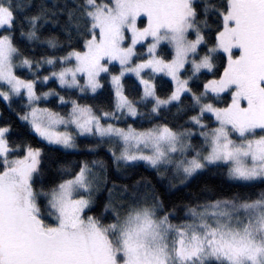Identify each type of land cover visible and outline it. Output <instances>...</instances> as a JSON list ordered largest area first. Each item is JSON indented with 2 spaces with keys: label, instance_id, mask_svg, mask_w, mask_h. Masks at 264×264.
<instances>
[{
  "label": "snow or ice",
  "instance_id": "obj_1",
  "mask_svg": "<svg viewBox=\"0 0 264 264\" xmlns=\"http://www.w3.org/2000/svg\"><path fill=\"white\" fill-rule=\"evenodd\" d=\"M0 104V264H264V0H0Z\"/></svg>",
  "mask_w": 264,
  "mask_h": 264
},
{
  "label": "trees",
  "instance_id": "obj_2",
  "mask_svg": "<svg viewBox=\"0 0 264 264\" xmlns=\"http://www.w3.org/2000/svg\"><path fill=\"white\" fill-rule=\"evenodd\" d=\"M2 107H3V105L0 104V108H2ZM101 155H103V152H101ZM149 174H151V173H149ZM210 179H211V181H212L213 183L218 182V180H217L216 177H211ZM197 183H199V182H197ZM196 186H197L196 184L193 185V190H195Z\"/></svg>",
  "mask_w": 264,
  "mask_h": 264
}]
</instances>
